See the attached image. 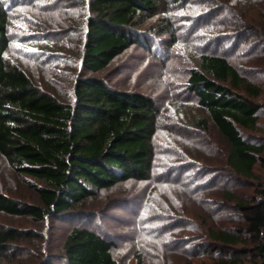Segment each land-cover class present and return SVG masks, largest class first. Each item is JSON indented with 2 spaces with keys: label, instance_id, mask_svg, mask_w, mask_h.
<instances>
[{
  "label": "trees",
  "instance_id": "obj_1",
  "mask_svg": "<svg viewBox=\"0 0 264 264\" xmlns=\"http://www.w3.org/2000/svg\"><path fill=\"white\" fill-rule=\"evenodd\" d=\"M193 1L0 0V157L39 199L37 204L21 203L0 193V214L38 223L66 221L85 215L78 210L101 191L152 179L160 187L157 196L147 194L145 204L161 216H149L146 225L152 232L148 236L159 239L161 250L165 248L163 253L170 254L171 244L185 246L193 258L209 256L211 264H264V139L257 138L264 126V84L253 78L264 73L234 64L261 56L264 1L241 0L262 7L257 23L242 26L256 38L254 44L244 38L243 28L227 23L225 33L208 34L209 40L203 42L193 17L181 38L184 27L179 23L190 19L173 12ZM57 2L77 6L83 15L57 21L51 16ZM229 2L202 0L201 8L190 5V9L215 16ZM72 31L79 39L70 43L66 38ZM190 36L193 40H187ZM134 47L144 49L159 64L160 78L165 80L158 75L163 90L157 96L109 85L101 76ZM179 47L193 50L196 63H182L164 75L169 61L180 58ZM13 51L40 66L50 63L49 70L56 74L63 72L56 65L65 62L64 94L42 90L13 61ZM187 107H194L191 117L184 112ZM179 115L190 118L186 127L176 122ZM212 131L223 143L218 160L223 162L225 181L208 162L211 157L215 163ZM226 181L255 192L243 199L226 188ZM166 191L167 197L181 193L174 198L181 214H187L182 202L191 200L199 213L192 221L183 217L179 222L196 225L203 234L164 238L167 231L184 232L174 215L162 218ZM153 198L156 204H151ZM228 203L241 222L222 228L215 213ZM23 235L18 228L0 225V264L1 259H10L13 244ZM63 244L61 264H118L113 257L116 242L94 229L73 226ZM187 259L185 264H191ZM135 260L144 264L139 254Z\"/></svg>",
  "mask_w": 264,
  "mask_h": 264
},
{
  "label": "rangeland",
  "instance_id": "obj_2",
  "mask_svg": "<svg viewBox=\"0 0 264 264\" xmlns=\"http://www.w3.org/2000/svg\"><path fill=\"white\" fill-rule=\"evenodd\" d=\"M195 1L196 2H186L183 5V8L178 7V9L173 12V14H177L180 19L181 17L183 19H190L188 20V22L181 20V23H179L178 21V23L182 25V27H184L182 33V30H180V37L182 36V34L186 33L187 30H189L187 27L191 26V24L193 23V18H195L194 23L197 26L199 25L200 28L196 27L194 24L193 25L196 32L199 30L198 33L202 34L203 42L209 40V37L207 36L208 34L214 35V32L220 34L221 31H224L223 33H225L226 23L237 25L240 28H243L242 26L250 27V24H254V22L257 23L259 14L262 11V7H260L261 5L258 6L257 4H249V2H246L247 0H239L238 2L230 0L229 4H227V6L225 7L226 10L222 9L221 12L215 16H211V14L206 16L201 15V10H196L195 13L190 9L191 6L195 5H197V9L202 7V5H200V2L202 0ZM58 2L56 12L51 15L57 21H60L62 19L64 20L65 16L70 19H78L79 16L83 15L82 12H80L81 10L77 6L72 7L66 3ZM221 4L220 8H222ZM258 7L259 9H257ZM198 15L202 16V21H198ZM32 16L36 18V13H32L31 18ZM184 24H186L187 26H184ZM77 30L79 29L77 28ZM246 30L249 29L243 28L242 30V32L245 33L244 38L251 39L249 40L250 43L254 44L256 38L252 37L249 31L245 32ZM192 38L193 36H190L187 38V40H193ZM66 39L70 43L78 41V32L72 31L70 34H68ZM164 39H166V37ZM260 48H262V50H260V58L251 57V61H249L248 59H244L241 61H235L234 59H231V62L232 60H234V64L236 67H243L247 71L255 69L257 72L264 73V46H260ZM189 50L186 51L182 47H179L178 52L181 53V56L179 55L180 58L172 59L171 61H169L168 69L163 70V74L168 70L170 75V73L175 71V68H177L178 65L182 67V63H186L189 65H191L192 63H196L197 56L195 55L193 50ZM211 50L213 51L214 48H211ZM257 54L259 53L257 52ZM11 56L13 61L23 69H25L31 76V78H33L34 82H37V85L41 87L42 90L50 91L51 93L59 96L64 94V84L66 82L64 81L62 74L65 73V69H67L68 67L65 66V62V64L63 63L62 65H56V67L59 68V71H63H58L59 74H56L55 72L49 70L51 66L50 63L46 64L43 62L42 66H40V64H38V62H36L34 59L19 57L20 55L18 54V52L16 53L14 51L11 53ZM258 60L260 61L258 62ZM159 73V64L154 60V58H150L148 52H146L144 49L134 47L130 51L113 61V63L102 73L101 76L109 85H114L125 90L133 89L147 95L157 96V94H159L163 90V87H161L160 85V80H158L160 78ZM158 75L159 78H157ZM253 78L258 83L264 84V74L255 75ZM160 79L163 82L165 80L164 77ZM158 104L160 103L158 102ZM185 109L186 110H184V112L189 117H191L193 115L194 107H187ZM180 117L181 119L176 120V122H181L179 124H182L186 127V124L188 123L187 119L190 118L187 116L186 118L184 116ZM262 131L264 132V126L262 127ZM263 132L261 134H257V138L264 139ZM212 133L214 132L212 131ZM215 134L216 133L209 135V138L214 143H216V146L212 145L215 148L213 150L215 151V154L212 150L210 151L212 155L214 154L215 163H213L214 160L212 161L210 153H208L210 157V160L208 162L210 166H216V168L213 170L215 172V175H220L222 177L221 181H225L226 173L224 172L222 167L223 162L221 160H218L222 156L223 143L221 142L220 137ZM244 134L249 137L247 133ZM250 137L254 138L253 136ZM190 150L192 152H197L196 149L193 150V148L191 149V147ZM4 161L5 160L0 157V193L8 194L11 197L16 198L21 203H39L37 195H35L29 188L26 187L23 180L19 179V177L14 174V172L7 166L6 162ZM190 172H192V170H190ZM259 172L260 171L257 170V173ZM225 185L227 189H233L237 194H239L241 198L246 200L252 197L255 192L254 188L247 186L235 187L233 183H228L227 181L225 182ZM159 187V185H155V182L153 183L152 179L146 184L144 182H129L116 185V187L112 189L99 192V194L95 198L88 200L87 203L84 204L83 208H80L78 210H83V214L85 215H82L81 213L76 218H74V216H71L72 218H69L66 221L47 219L42 223H38L31 218L13 217L0 214L1 226L12 227L15 229L18 228L19 231L24 233V238L20 239L18 243L13 244L15 247L12 252L13 255L10 257V259L7 260L6 258H3L1 259V263L40 264L41 262H43L44 264H61L62 260H60L59 257L62 254V245H64L63 242L70 228L73 226H83L94 229L96 232L99 231L100 234H104L105 236L113 239L116 242L113 249V257L118 262V264H136L135 258L137 254L142 257L144 264H185L186 257L190 259L187 260L191 264H211V259L209 256L204 257L203 255H201L197 258L191 257L189 255L190 252L187 251L186 248H184L185 246L178 247L176 245L168 244L170 246L168 247L171 249L169 250L170 254L166 255L162 252L163 250L165 251V248L163 250H161L160 248L159 239L154 238L153 235L151 237L148 236L152 234V232L149 230L150 224L146 225L147 221L149 220V216H152L153 219L160 218L161 215L154 214L153 211L150 210V208L148 210L147 206L149 203L145 204V202H149L147 194H149V196H157L156 191ZM167 192L168 191L165 192L166 197ZM178 196L182 197L181 193L174 192L173 196H168L169 199L168 197L165 198V200L167 199L166 203H164L166 212L165 214H162V218L167 214L174 215L175 220H178L179 230L180 227H182V229H184V232L178 231L179 233H177L167 231L164 234V238H166V240L170 238H172V240H176L177 238H182L183 236L189 235L198 237V235L203 234L204 229L200 230V228H198L196 225L192 226V224H184L179 221H182L183 217L190 218L191 221L192 219L194 220L196 218L195 214L197 212L199 213V210L195 208L192 202H190L191 200L187 202L183 201L182 206L185 207V211L187 212V214H181V206H179L178 201H176L177 199L174 200V198H178ZM214 196L215 198H220L219 194L215 195V192ZM161 197L162 195L160 196V199L163 200V198ZM171 198H173V204H171ZM152 203H157L155 198H153L151 204ZM229 203L225 208H222L219 212L215 213L216 217L220 220V225H222V228H226L228 227V225H232V223L234 225H238L241 222V220L238 219V214L230 209L231 204ZM187 221L190 223L189 220ZM167 224L168 223H165V225ZM152 225L154 226V224ZM165 225L163 224L162 226L166 227ZM138 227L140 228L138 229ZM200 231L201 233H199ZM155 232L157 233L159 231L156 230ZM203 240L204 239L201 237L199 241L203 242ZM188 246L191 247L192 243L190 242ZM40 251L42 254L41 256L39 255Z\"/></svg>",
  "mask_w": 264,
  "mask_h": 264
}]
</instances>
